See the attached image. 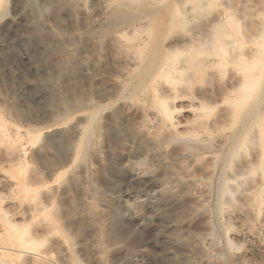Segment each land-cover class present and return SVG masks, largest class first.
Wrapping results in <instances>:
<instances>
[{"label":"rangeland","instance_id":"obj_1","mask_svg":"<svg viewBox=\"0 0 264 264\" xmlns=\"http://www.w3.org/2000/svg\"><path fill=\"white\" fill-rule=\"evenodd\" d=\"M217 21L235 62L200 46L158 74L168 45ZM158 91L216 127L141 145L130 128L156 131ZM261 200L264 0H0V264H264Z\"/></svg>","mask_w":264,"mask_h":264},{"label":"bare ground","instance_id":"obj_2","mask_svg":"<svg viewBox=\"0 0 264 264\" xmlns=\"http://www.w3.org/2000/svg\"><path fill=\"white\" fill-rule=\"evenodd\" d=\"M184 14H185L184 11H182L179 13V16H183ZM225 18H227V17H225V15H223V18H221L219 21L224 22ZM219 21H217V23H215V24L209 25L208 27L207 26L203 27V32L201 33V36H197V34L196 35L193 34V36H191L189 38L183 37V38L176 39L174 42H172V44L168 45V47L166 48V55L162 58V60L159 63L160 69H159L158 74L162 75V76L165 75L167 77H171L175 80L176 74L180 73L186 69V64H185L186 59H181V58H179V56L182 54L189 55L192 53L202 52L200 46H206L207 48H209V50H211L210 53H213V52L217 53L219 56H221V58H223L224 60H227L228 62H230V61L235 62L236 57L232 58L233 52L230 49L231 43H232L231 37H233V34L229 30V28L230 29H232V28H231V26H228L227 24L226 25L221 24ZM147 41L146 40L142 41L143 43L145 42V44H143V46L137 45L138 46V47L136 46L137 49L142 51L145 48V46L147 45ZM229 45H230V47H229ZM203 52H205V51H203ZM133 54L132 55L126 54L127 59H124V60L121 59V62L122 63L126 62V63H129V64L134 65V66H136V65L140 66L144 60H143V58L137 57L136 55L137 54L140 55L141 53L138 52L136 54L134 52ZM240 57L243 58L242 63H243L244 70L242 71V80H241L240 84H238V86L235 87V89H234L235 91H237V90L240 91V94H236L235 95L236 97L234 98V101L236 102L237 108L241 104L243 105V103H246V101L249 97L250 85H251L250 77L252 74V73H250V69L248 67V62H249V58H250L248 53L245 50H243V52L241 53L239 58ZM237 59H238V57H237ZM65 63H66V60H65ZM209 64L210 63H206L205 65H209ZM68 68H70V67H68ZM159 75H156L154 77V79ZM179 94H174L173 96H170L164 91H162V92L158 91V93H156L154 95V101L153 102H154L156 110H157L154 113L155 122H156V125H155L156 131H154V132L149 131L148 129L142 128V126H136V127H134V125L132 126L131 123L133 121L132 119H134V116L136 118V115L139 114L142 117V116H144V112H139V111H135V113L127 112L128 116L126 118H127V121H129L127 124H129L130 126L133 127V128L132 127L130 128L131 136L134 137L141 145H143V141L146 138L150 139L152 142L153 141L157 142L162 137H166L168 135L172 136V135L178 133V131L179 132H187V131H189V132L194 131L195 132L197 130H204L206 127H208L209 124L212 127H216L215 122L208 123L207 121H204V120H196V118L198 117V112H199L198 110L200 108H202V104H198L196 106V104L192 100L191 101L188 100L187 104L183 105L182 107H178V105H176V102H178V100L181 101L182 96H184L182 93H179ZM184 101H185V98H184ZM182 111L186 112V113L193 114L195 119H193V120H181V119H179L178 114L182 113ZM224 114H226L227 116H230V117H232V115H233L232 112H229L227 110L224 111ZM231 122H232V120H231ZM125 129H127V128L125 127ZM260 204H261V206L262 205L264 206V200L263 201L261 200ZM72 206H73V204H72ZM74 208H75V213H76L77 207H74ZM79 210H81V209L79 208ZM73 211H74V209H73ZM73 211L68 210V212H72V213H70L71 216L75 215V213ZM73 213H74V215H73ZM86 213H88V212H86ZM239 215L237 214V218L241 219L242 215L240 217H239ZM84 219L83 220L86 221L89 225H91V226L96 225L95 224L96 222L93 220L94 218L92 217V215H87V216H85ZM83 220H82V222H83ZM96 221H98V220H96ZM239 232L241 235L242 234L243 235H249V233L246 232L245 229H240Z\"/></svg>","mask_w":264,"mask_h":264}]
</instances>
